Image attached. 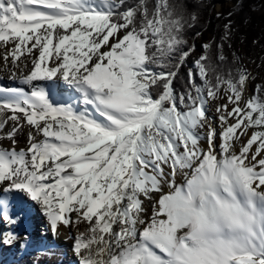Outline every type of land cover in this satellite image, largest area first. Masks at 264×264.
Wrapping results in <instances>:
<instances>
[{
  "label": "snow or ice",
  "instance_id": "snow-or-ice-1",
  "mask_svg": "<svg viewBox=\"0 0 264 264\" xmlns=\"http://www.w3.org/2000/svg\"><path fill=\"white\" fill-rule=\"evenodd\" d=\"M206 7L0 0L11 264H264V78Z\"/></svg>",
  "mask_w": 264,
  "mask_h": 264
},
{
  "label": "rangeland",
  "instance_id": "rangeland-1",
  "mask_svg": "<svg viewBox=\"0 0 264 264\" xmlns=\"http://www.w3.org/2000/svg\"><path fill=\"white\" fill-rule=\"evenodd\" d=\"M243 1L206 0L208 16H212V26L209 32L208 30H202L201 37L196 41L197 48L199 49L200 44L213 36L219 35L222 25L226 22L224 17H227L232 20L235 29V35L232 39L233 50L242 57V62L254 75L264 78V62L260 60V57L264 56V0H252V3L247 1L245 4L249 5L247 12H244V7H241ZM217 12L221 14L219 19L217 18ZM229 12L232 13L231 16H228ZM247 16L250 17L245 20ZM254 40L258 41L255 45L253 44ZM252 60L255 63H251ZM258 64L260 65L259 68L257 67ZM0 264L3 263L0 262Z\"/></svg>",
  "mask_w": 264,
  "mask_h": 264
},
{
  "label": "bare ground",
  "instance_id": "bare-ground-1",
  "mask_svg": "<svg viewBox=\"0 0 264 264\" xmlns=\"http://www.w3.org/2000/svg\"><path fill=\"white\" fill-rule=\"evenodd\" d=\"M18 139L20 140V144L18 146H23L24 145V141H25V137L24 136H21V137H18ZM0 146H8L7 145V142L4 141V142H0ZM38 236V232H34V238ZM63 251L66 253L65 256H68L69 258H67L68 260H70L72 258L73 260V257L71 255V253L69 252V247H70V241H66L63 234L61 236V239L59 241ZM0 262H2L3 264H11V261L13 260L14 258V250L13 249H8V248H0ZM64 256V257H65ZM63 257H61L62 259ZM29 258L28 257H25L24 260L27 261ZM66 259V260H67ZM64 260L65 262L64 263H67V261Z\"/></svg>",
  "mask_w": 264,
  "mask_h": 264
},
{
  "label": "trees",
  "instance_id": "trees-1",
  "mask_svg": "<svg viewBox=\"0 0 264 264\" xmlns=\"http://www.w3.org/2000/svg\"><path fill=\"white\" fill-rule=\"evenodd\" d=\"M245 1V2H244ZM243 1V4H242V6L241 7H244V12H247L246 10L247 9H249L248 8V6L249 5H245L246 4V2L248 1V2H250V3H252V0H244ZM208 5V4H207ZM247 7V8H246ZM247 14V13H246ZM248 15V14H247ZM200 16H201V21H200V23H201V25H202V30L203 31H206V30H208V32H209V30L211 29V26H212V16H208V7H206V8H204L203 10H201V12H200ZM248 17H250V16H247V17H245L244 19L245 20H247L248 19ZM216 20V19H215ZM214 25V24H213ZM216 29V28H215Z\"/></svg>",
  "mask_w": 264,
  "mask_h": 264
}]
</instances>
